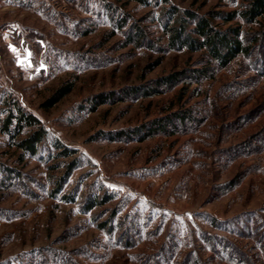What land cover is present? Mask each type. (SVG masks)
Masks as SVG:
<instances>
[{
    "label": "rangeland",
    "instance_id": "374dc122",
    "mask_svg": "<svg viewBox=\"0 0 264 264\" xmlns=\"http://www.w3.org/2000/svg\"><path fill=\"white\" fill-rule=\"evenodd\" d=\"M250 1L0 0V264H264V16L242 17ZM189 13L238 28L245 51L220 67L170 46L181 23L199 38ZM17 106L46 130L34 153L17 145L29 127L2 131ZM167 116L181 119L145 135Z\"/></svg>",
    "mask_w": 264,
    "mask_h": 264
},
{
    "label": "trees",
    "instance_id": "16d2710c",
    "mask_svg": "<svg viewBox=\"0 0 264 264\" xmlns=\"http://www.w3.org/2000/svg\"><path fill=\"white\" fill-rule=\"evenodd\" d=\"M188 15L190 18L197 17L195 20V27L192 31H194V33H196L199 38H192L185 30V25L181 23L178 26L171 27L169 30L170 46L179 48L186 45L187 47L194 50L205 49L208 52L209 58L220 67L226 66L238 54L245 51L246 48L242 43L238 28L227 27L223 30L217 29L210 25L208 19L202 16H196L192 13H189ZM259 15L264 16V0H251L248 7L242 12V17L248 20H253ZM231 16L232 13L230 14V17ZM175 80V75L169 74L160 78V80H157V82L169 83L174 82ZM70 89L71 86L67 83L60 85L58 88H56L51 98L47 100L46 105H52L66 93H68ZM137 89V87H132V90ZM111 93H101L95 95L94 98L96 99V104L106 101V97L111 96ZM171 119L180 120L181 117L177 116L170 118V116H167L165 118H157L153 120L150 122V125L146 127L145 135H149L155 131H165V129H167L166 127L170 125L172 121ZM10 125H12L13 129L17 132L16 134H18L21 129H23V127L30 128V132L21 138L17 142V145L32 153L36 151V145L46 134V130L39 124V120L31 113L23 111L19 106L16 107L15 112L9 111L7 116H5L4 122L2 124V131L5 133H10ZM135 130H140V127L136 128ZM58 146L60 147V145ZM68 151V149L64 148L63 153L70 154V151Z\"/></svg>",
    "mask_w": 264,
    "mask_h": 264
}]
</instances>
